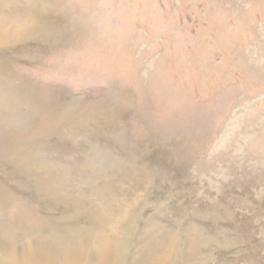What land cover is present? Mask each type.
Wrapping results in <instances>:
<instances>
[{
	"label": "rangeland",
	"instance_id": "374dc122",
	"mask_svg": "<svg viewBox=\"0 0 264 264\" xmlns=\"http://www.w3.org/2000/svg\"><path fill=\"white\" fill-rule=\"evenodd\" d=\"M0 264H264V0H0Z\"/></svg>",
	"mask_w": 264,
	"mask_h": 264
}]
</instances>
